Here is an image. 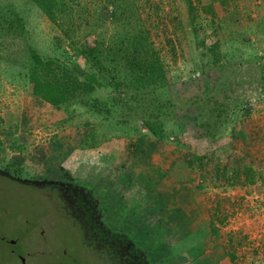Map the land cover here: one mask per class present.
<instances>
[{"label":"rangeland","instance_id":"374dc122","mask_svg":"<svg viewBox=\"0 0 264 264\" xmlns=\"http://www.w3.org/2000/svg\"><path fill=\"white\" fill-rule=\"evenodd\" d=\"M39 1L0 0V264H105L50 184L90 199L135 264H264V0H41L54 20ZM132 43L150 75L125 63ZM27 45L100 87L50 104ZM247 164L254 181L225 178Z\"/></svg>","mask_w":264,"mask_h":264},{"label":"trees","instance_id":"16d2710c","mask_svg":"<svg viewBox=\"0 0 264 264\" xmlns=\"http://www.w3.org/2000/svg\"><path fill=\"white\" fill-rule=\"evenodd\" d=\"M219 1L224 3L226 0ZM39 3L42 6V9L51 15L50 17L54 20V12L49 13V6L48 9H46L47 6H45L44 1L40 0ZM18 20L19 19L15 20L17 24L14 23V20H9L7 26H12L15 30L18 25V31L22 34L24 28L22 23ZM77 49L78 52L86 60L90 61L91 64L99 65L100 63L106 62V64L102 65H109L112 68L116 67L113 60L108 59L106 55H104L105 57L101 60L100 54L97 52L100 51V49L95 45L81 43ZM120 49L121 48L117 46L115 51ZM129 50L131 54L127 55L125 63H127L131 70L134 71L133 75L137 76L135 72H137L138 69H146L147 72L145 73L150 75L153 71L152 61H146V52L142 47V44H139L138 46L137 43H132L130 44ZM26 54L28 59L26 74L31 90L33 92L36 91L41 98L45 99L52 105L63 103L70 98L77 97L78 95L88 94L99 88L101 85L97 76V73L99 72H95V70L87 72L76 64H73L72 67L68 66V64L66 65L58 58L43 54L37 48L30 45L26 46ZM129 95L130 94H128L126 90H123L122 92L119 90L116 91V97L118 96L123 100H127ZM93 99L94 101L97 100L95 97ZM144 123L149 131L154 134L157 133L154 121L145 119ZM158 134V136H160L161 133ZM224 174L226 176L225 178H227L230 183H250L254 181L255 178V170L249 164L236 166L231 170L230 174H227L226 171H224ZM78 218L79 219L75 221L76 217H73V220L76 222L77 228L80 229L79 234H86L83 238L87 240H93V237H97L98 245L94 248L89 246L88 251L90 252V256H93V258L97 259L100 263L117 264L122 253L126 256L128 254L133 255L136 251L133 245L128 244L125 236L114 233L103 225H96L92 216L89 217L87 214L84 219H80V217ZM69 219L71 220V217H69ZM86 230L88 233H86Z\"/></svg>","mask_w":264,"mask_h":264},{"label":"flooded vegetation","instance_id":"af4514ba","mask_svg":"<svg viewBox=\"0 0 264 264\" xmlns=\"http://www.w3.org/2000/svg\"><path fill=\"white\" fill-rule=\"evenodd\" d=\"M0 175H3L2 172H0ZM49 187L53 190L52 192L55 193L54 197L60 205L59 208H62L61 210L62 216L67 217L69 223L73 225V227L75 226L77 228L75 221L79 219L78 217H80V219H84V217L87 214L89 215V217L92 216V219L96 222V225L98 224L100 226L103 225L106 227L105 224L100 222L98 219L94 218V214H93L94 210L90 208L91 207L90 199H86L85 195L82 192H77L76 190L74 191L72 188H69L68 186L59 185V184L56 185L50 184ZM69 217H71V220L69 219ZM73 217H76L75 221L73 220ZM79 230L80 229L77 228L78 233ZM86 233H88L87 230ZM80 236L83 238L86 236V234L85 235L82 234ZM93 238H94L93 240H87L83 238L84 246L86 247L91 246L94 248L96 245H98L97 237H93ZM22 260L23 258L21 259V262ZM118 260L119 261H117V264H135L133 263L134 262L133 256L131 254L124 256V253H122Z\"/></svg>","mask_w":264,"mask_h":264},{"label":"crops","instance_id":"0c3cea01","mask_svg":"<svg viewBox=\"0 0 264 264\" xmlns=\"http://www.w3.org/2000/svg\"><path fill=\"white\" fill-rule=\"evenodd\" d=\"M179 213H180V212H179ZM186 218H187V217H185V219H186ZM190 218H191V219H190ZM193 219H194V218H192V217L187 218V220H190V221L193 220ZM194 221L196 222V220H194ZM192 222H193V221L190 222V227H191L192 225L194 226V224H195L194 222H193V223H192ZM193 226H192V229L195 228V227H193ZM196 226H197V225H196Z\"/></svg>","mask_w":264,"mask_h":264},{"label":"water","instance_id":"95a60500","mask_svg":"<svg viewBox=\"0 0 264 264\" xmlns=\"http://www.w3.org/2000/svg\"><path fill=\"white\" fill-rule=\"evenodd\" d=\"M36 183V182H35ZM37 184V183H36ZM22 259V258H21Z\"/></svg>","mask_w":264,"mask_h":264}]
</instances>
